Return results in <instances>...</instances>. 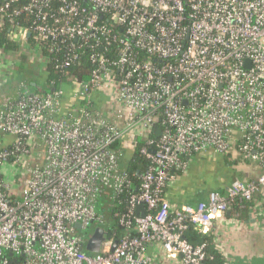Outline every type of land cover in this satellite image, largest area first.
Returning a JSON list of instances; mask_svg holds the SVG:
<instances>
[{"label": "built area", "instance_id": "obj_1", "mask_svg": "<svg viewBox=\"0 0 264 264\" xmlns=\"http://www.w3.org/2000/svg\"><path fill=\"white\" fill-rule=\"evenodd\" d=\"M0 1V32L8 23L10 42L32 62L41 44L63 38L72 56L57 69L84 50L94 65L73 94L85 105L64 115L65 92L26 85L0 109V134L13 138L0 148V264H204L188 230L209 235L235 201L264 189V0ZM24 13L35 17L30 26L16 20ZM6 57L0 46V67ZM100 101L108 108L90 109ZM138 140L149 166L122 213L120 197L133 188L122 163ZM39 142L44 161L16 190L6 173L23 168ZM209 151H236L261 174L172 208L169 185L187 158ZM101 227L100 251H86Z\"/></svg>", "mask_w": 264, "mask_h": 264}, {"label": "crops", "instance_id": "obj_2", "mask_svg": "<svg viewBox=\"0 0 264 264\" xmlns=\"http://www.w3.org/2000/svg\"><path fill=\"white\" fill-rule=\"evenodd\" d=\"M5 59L7 67H0V109L5 100L15 101L18 98L23 85L20 80H25L35 90L40 88L41 79L38 67L29 71L23 68L21 60L17 63L18 57ZM14 62L17 64L11 66L10 63ZM70 104V99L63 104L60 115L66 114ZM132 150L131 147L127 148L126 159L131 158ZM186 161L187 170L178 180L171 182L166 192L174 209L196 207L207 200L210 192L225 194L235 182L256 180L262 171L258 164L243 161L236 151L227 156L209 151L191 156ZM127 164L128 161L124 160L122 166L127 168ZM209 235L226 264H264V189L255 195L252 202L234 205L217 218ZM158 264L179 263L163 260Z\"/></svg>", "mask_w": 264, "mask_h": 264}, {"label": "trees", "instance_id": "obj_3", "mask_svg": "<svg viewBox=\"0 0 264 264\" xmlns=\"http://www.w3.org/2000/svg\"><path fill=\"white\" fill-rule=\"evenodd\" d=\"M0 4H2L1 1ZM34 19V16L25 13L19 18H16V20L22 22L27 26H30ZM8 33L9 31L7 23V27H5L4 30L0 32V46L4 49V52L9 57H18L19 59L17 60V63L21 60L23 68H27L29 71H34V67H38L40 71V88L33 90L31 84L23 79L20 80L21 84L26 85L31 93H38L42 95L53 94L58 91L65 92L64 90L68 88L72 92H70L69 97H67L65 93V104L69 99L71 102L70 105L72 106H78L82 104V101L74 99L73 94L80 83L87 82L91 78V73L94 68V65L90 61V56L93 54L91 51L84 50L78 53L77 59L74 60L70 67L65 69H57L58 65H61L63 61L72 56L70 54V50H68L66 45L64 44L63 38L58 39L57 41H47L41 44L40 52L42 54H39L35 62H32L30 53L28 52L29 49L26 48L28 50H22L21 47H18L10 42ZM34 42L36 41L33 40V37H31V43ZM51 47L55 48L54 52L50 51ZM96 51L102 52L103 50L98 48ZM17 63L14 62L12 63V65ZM82 105H85V103ZM96 108L106 109L108 108V106L104 103V101L99 102L98 104L92 103L90 105V109ZM143 145V142L138 140L132 150L133 154L131 158L128 159L127 171L129 173L133 188L124 191L120 197V204L118 206V209L121 210L122 213H124L125 211L124 206H126V204L130 200V197L135 192V188L141 182L140 175L143 174L149 166V161L139 153ZM239 204L240 203L235 201L232 206H237ZM118 231L120 230L118 229ZM187 239L194 246H204V250L206 253V260L204 264H226L225 258L216 249L214 240L211 235L204 236L196 228L191 227L187 232Z\"/></svg>", "mask_w": 264, "mask_h": 264}, {"label": "rangeland", "instance_id": "obj_4", "mask_svg": "<svg viewBox=\"0 0 264 264\" xmlns=\"http://www.w3.org/2000/svg\"><path fill=\"white\" fill-rule=\"evenodd\" d=\"M64 91H65L67 97H69L70 92H72L68 88L66 90H64ZM0 139H1L0 140L1 147L8 146L13 141V138L10 137L9 135L0 134ZM38 144H40V147L38 149H33L32 150V154L27 157V160H26L25 165L23 166V168L18 166V167H15L12 170L11 169L8 170L7 173H6V177L8 178V180L10 182H12L14 185H17L16 186V190L20 189V186L18 185L20 183H16V181L17 182H22L24 180V177H25L24 171L27 168L35 166L37 164H40V163H42L44 161L45 146L41 142H39ZM126 160L128 161V159H125V161ZM22 169H23V172H22ZM92 229L93 228L90 227L89 230L83 231V233L92 232Z\"/></svg>", "mask_w": 264, "mask_h": 264}, {"label": "water", "instance_id": "obj_5", "mask_svg": "<svg viewBox=\"0 0 264 264\" xmlns=\"http://www.w3.org/2000/svg\"><path fill=\"white\" fill-rule=\"evenodd\" d=\"M159 133H160V130L158 131V134ZM137 212L142 213V217H144L145 213H146V209L143 205H140L137 208ZM105 234H106V231L103 227L98 228L95 231L91 240L89 241V243L86 247V251L91 252V253H98L100 251L102 242L105 240ZM116 245L117 244H115L114 247H116Z\"/></svg>", "mask_w": 264, "mask_h": 264}]
</instances>
